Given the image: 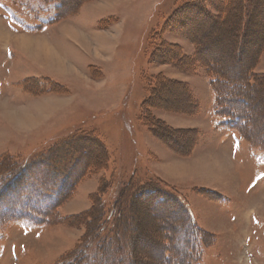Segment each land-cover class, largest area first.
I'll return each mask as SVG.
<instances>
[{
  "label": "rangeland",
  "instance_id": "374dc122",
  "mask_svg": "<svg viewBox=\"0 0 264 264\" xmlns=\"http://www.w3.org/2000/svg\"><path fill=\"white\" fill-rule=\"evenodd\" d=\"M250 1L232 64L242 0H0V264H162L172 243L171 263L264 264V80L242 139L201 62L238 74L253 57L264 77V0ZM21 170L61 189L47 212L24 210Z\"/></svg>",
  "mask_w": 264,
  "mask_h": 264
},
{
  "label": "trees",
  "instance_id": "16d2710c",
  "mask_svg": "<svg viewBox=\"0 0 264 264\" xmlns=\"http://www.w3.org/2000/svg\"><path fill=\"white\" fill-rule=\"evenodd\" d=\"M250 2H251L250 0H242V8H241V12L243 14L242 15L243 16L242 26H241L242 29L238 33V39H237L238 44L236 45V50H235L236 54L234 56V59H232V64L238 63V61H240V58H241L240 53L246 49L247 47L246 44H251L252 42L251 40L249 41V38L247 37L249 34V32H247L248 23L244 24V21H243L244 19L246 21V19L249 20L250 18L249 15H251L252 11H248V10H251L249 9V6L246 7V5H248ZM60 9H61V6L58 7V10L56 11L55 20L64 18V17L62 18L60 17L61 16ZM170 21L172 22V19ZM263 40H264V36H262L258 44L255 47H253L251 55L254 56L256 52L259 53L262 51L264 45L262 44L261 41ZM262 45L263 47H261ZM212 60L213 59L211 58L206 59V60L203 59L201 60V62L206 67L209 85L213 93L215 94L214 114L218 116L220 119H223L224 121H228L230 124H226V126H228L229 129L236 131L242 139H245V132L248 131L249 128L252 126V118L249 112L250 109L248 107L249 100L247 99L246 92H251L254 86L256 87L259 84L260 80L261 81L264 80V77L262 76L259 77V76H255L254 74H252L250 68L255 60L253 57L251 61H248V63H246V65L241 70L238 71L239 72L238 74H232L228 72L227 68H225L221 64H214V63L212 64L211 63ZM263 138H264V134H263ZM262 141H263L262 143H264V139ZM262 151L264 152V150ZM26 168L28 167L25 166L24 169ZM59 173L63 177H61V179L58 180L59 185L56 184L55 186L58 185L61 187L63 182H66L65 178H66L67 172L63 171ZM27 177H28V174L25 173V171L21 170L20 172L10 175L8 178V181L17 182L18 187L28 186L31 188V191H32L30 194L31 196L30 195L28 196L29 199L31 200V203L25 204L26 208H24V210L27 212L28 215L31 214V212L36 213L35 211H37V209H39L41 212L44 210L47 212V209L49 210V208L53 204H55L57 197L60 193L59 191L61 189H59L58 187L59 190H55V193L51 195V193H49L48 188L45 185L46 180L38 183L39 185H37L32 182V178L30 179L29 177L28 178ZM148 190L150 191L148 193V197L152 196V194H154V196L157 195L158 194L157 192L161 193L160 195L157 196L158 197L157 204L176 203L179 206L183 207L181 210L182 213L187 212L185 202L183 201L181 196L178 195L177 193H174V194L165 193V192H162L161 190H156V189H148ZM0 199H1V196H0ZM39 200H43L44 205L42 203H38ZM40 204H41V208H39ZM179 209L180 208L178 209L175 208V210L177 211H179ZM28 215L27 217L30 219V221H33L34 215L31 218ZM187 218L188 220H190L189 216H187ZM175 220L176 218L172 219V225L175 222ZM173 247L176 248L175 245H173L172 243V246H170V248L168 249L170 252L166 250L164 251L163 255H161L162 264H174V263L184 264L182 260H178V259H176V261H173V263H171L170 259L173 255V250H172ZM165 254H168V255L165 256ZM199 256H200V253L198 251H195L193 253L192 260L194 263L196 264L198 263ZM186 258L188 260L191 259V255L189 253H186Z\"/></svg>",
  "mask_w": 264,
  "mask_h": 264
},
{
  "label": "bare ground",
  "instance_id": "6f19581e",
  "mask_svg": "<svg viewBox=\"0 0 264 264\" xmlns=\"http://www.w3.org/2000/svg\"><path fill=\"white\" fill-rule=\"evenodd\" d=\"M24 47L30 49L29 51L36 57H44V59L50 61V64L54 69L61 71L60 65L58 64L57 60L54 58L55 56L50 54L47 50H44L45 47L42 44L36 43L34 48H29L28 41H24Z\"/></svg>",
  "mask_w": 264,
  "mask_h": 264
},
{
  "label": "crops",
  "instance_id": "0c3cea01",
  "mask_svg": "<svg viewBox=\"0 0 264 264\" xmlns=\"http://www.w3.org/2000/svg\"><path fill=\"white\" fill-rule=\"evenodd\" d=\"M73 30H75L76 32H78L79 34H81V35H83V36H85L86 37V39H87V36L84 34V33H80L77 29H75L74 27L72 28ZM8 34V33H7ZM66 35V34H65ZM23 37H27V38H32V37H28V36H23ZM34 38H40V39H42V41L43 42H45V40L42 38V37H34ZM69 39V38H68ZM69 40H71V39H69ZM88 40V39H87ZM46 43V42H45ZM47 44V43H46ZM25 52V51H24ZM26 58H28V60H33V61H35L32 57H30L27 53H25V55H24ZM72 63V62H71Z\"/></svg>",
  "mask_w": 264,
  "mask_h": 264
}]
</instances>
